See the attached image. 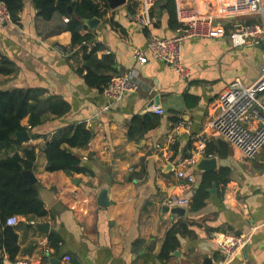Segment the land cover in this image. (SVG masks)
Masks as SVG:
<instances>
[{"label": "crops", "instance_id": "crops-1", "mask_svg": "<svg viewBox=\"0 0 264 264\" xmlns=\"http://www.w3.org/2000/svg\"><path fill=\"white\" fill-rule=\"evenodd\" d=\"M205 1L210 7L212 1ZM205 1L198 0V9L209 14ZM95 3L101 17L93 29L81 32L93 36L84 45L88 50L101 46L96 56L110 55L115 75L135 71L139 79L138 91L117 103H109L86 84L85 72L79 73L83 52L80 46L69 49V32L38 34L40 22L37 27L31 0H23L18 24H0V57L15 67L10 75L0 74V91L42 89L43 98L67 105L63 115L48 113L35 128L27 129L28 118L21 122L29 136L22 146L36 151L31 173L42 187L47 215H14L19 222L9 227L17 236L18 252L12 261L0 246V264H218L222 257L218 242L224 233L248 236L243 250L226 264H264V147L251 160H244L228 143L224 158L205 155L208 143L222 140L210 125L217 114L213 102L231 83L249 86L259 79L264 72V36L238 48L228 36L185 41L182 60L189 78L182 79L147 51L148 30L131 20L130 0L116 8L106 0ZM161 5L151 10L152 31L160 38H172L178 26ZM223 24L228 31L230 23ZM55 46L69 49L70 54L62 55ZM133 47L144 52L146 64L135 61ZM155 106L164 114L153 113ZM145 115L157 118L154 127L142 137L129 138L132 118ZM182 121H189V128L169 145L168 136ZM80 124L91 131L90 142L81 148H63L79 157L87 172L47 171L46 139ZM196 151L197 162L186 171L195 176L194 190L206 184L205 205L196 211L185 208L183 217L163 211L168 196L187 192L188 185L176 176V164ZM5 153L0 151V156ZM207 157L216 159L215 170H197ZM220 168L229 170L226 185L208 178ZM104 191L108 205L100 206ZM180 222L185 230L178 236L179 245L162 261L158 254L166 233ZM44 224L46 231L40 229ZM51 234L58 241L51 240Z\"/></svg>", "mask_w": 264, "mask_h": 264}, {"label": "trees", "instance_id": "trees-1", "mask_svg": "<svg viewBox=\"0 0 264 264\" xmlns=\"http://www.w3.org/2000/svg\"><path fill=\"white\" fill-rule=\"evenodd\" d=\"M31 2L37 11V27L38 21L40 22L41 29L38 34L49 37L69 32L71 34L69 49L80 46L83 52V63L79 73L85 72L86 84L101 92L116 71L113 69L114 62L110 55H105L101 59L97 58L96 52L101 49V46L97 45L88 50L84 45L93 38L90 33L81 34L84 29H89L85 22L101 17L95 0H31ZM0 3L7 8L12 23L18 24L23 0H0ZM157 3H162L161 8L169 15L174 27H177L174 0H158ZM129 10L132 11L131 7ZM64 19L68 21L65 22ZM69 49L64 51L70 53ZM14 70L12 62L0 57L1 75H10ZM43 95L44 90L32 88L0 91V151H6L0 156V246L12 261L15 260L18 252L17 236L6 225L7 218L14 215L34 217L47 215L41 199L42 187L38 183H31L23 175V172L32 171L36 158L35 148L23 147L22 142L15 139V133L26 131L21 124L25 118H28L30 127L35 128L42 123L46 114L61 116L67 110L64 101L53 97L43 98ZM156 119L150 115L133 117L128 130L129 138L142 137L154 127ZM92 136L91 131L80 124L47 138L44 145L47 158L46 170L64 171L67 174L87 172L84 167H81L80 158L63 146L85 147ZM205 155H218L224 158L228 155V145L222 140L208 143ZM228 172V169L220 168L217 173L208 175V178L226 185ZM207 198V186L203 183L194 190L190 208L194 211L203 208ZM184 226L185 224L180 222L168 230L158 254L160 260L166 261L176 250L179 245L178 236L184 232ZM49 238L58 241L52 234Z\"/></svg>", "mask_w": 264, "mask_h": 264}, {"label": "built area", "instance_id": "built-area-1", "mask_svg": "<svg viewBox=\"0 0 264 264\" xmlns=\"http://www.w3.org/2000/svg\"><path fill=\"white\" fill-rule=\"evenodd\" d=\"M132 6L131 20L137 25L148 30L147 51L154 58L168 65L180 78L188 79L189 71L183 64L182 47L185 41L198 39H220L228 36L234 48L258 43L264 36V1L263 0H211L210 7L205 1V14L198 9V0H174L175 15L178 28L176 35L172 38H160L152 31L154 18L151 10L158 0H130ZM254 17L255 21L242 22L239 19ZM67 22V19H64ZM230 28L227 31L226 24ZM0 24H12L10 13L3 3H0ZM55 51L62 55L70 54L60 46L54 47ZM110 54V51H106ZM135 61L139 65L147 63V57L138 48H132ZM139 89V79L135 71H126L114 75L108 84L102 89L101 95L109 103L121 102L126 96L134 94ZM213 111L216 116L211 121L212 129L218 137L228 143L234 150L241 154L244 160L253 159L264 147V72L259 79L244 86L239 81L231 83L227 89L213 102ZM152 112L163 115L162 108L155 106ZM256 124L252 132L251 127ZM189 121H182L175 124L168 136L169 145H173L176 137L181 131H187ZM31 127L28 126L29 130ZM165 157H170L166 151ZM199 152L196 151L190 156L181 159L177 164L176 176L188 185L184 194H172L167 197L164 205L169 208H187L191 204L194 193L195 176L187 173V169L196 164ZM211 158V157H207ZM19 222L18 216L7 218V226H16ZM248 242L247 235L235 233H224L219 242L218 250L222 257L218 264H226L239 254ZM66 262L70 257L64 258ZM19 264H28L26 262Z\"/></svg>", "mask_w": 264, "mask_h": 264}, {"label": "water", "instance_id": "water-1", "mask_svg": "<svg viewBox=\"0 0 264 264\" xmlns=\"http://www.w3.org/2000/svg\"><path fill=\"white\" fill-rule=\"evenodd\" d=\"M106 1L111 8H116V7L123 5L125 3V0H106ZM97 22H99L98 19L94 18L91 20H87L85 23L89 29H93L95 27V25L97 24ZM157 103H158V101H155V104H157ZM256 127H257V125L254 123L251 127V131L253 132L256 129ZM15 139H17L19 141H28L29 136H28V133L26 131L17 132V133H15ZM215 168H216V159L215 158H203L197 165V170H199V171H212V170H215ZM23 175L31 183L36 182V179L31 172H23ZM209 193L210 194L214 193V189L210 190ZM47 199H46L47 201H50L52 198L50 195H48ZM99 205L100 206H107L108 205L106 191L101 193V195L99 197ZM163 211H167V212L169 211L172 215H176L178 217H183L185 214V209L179 208V207L169 208L167 206H164ZM47 228H48L47 224L40 226V229L43 231H46Z\"/></svg>", "mask_w": 264, "mask_h": 264}]
</instances>
